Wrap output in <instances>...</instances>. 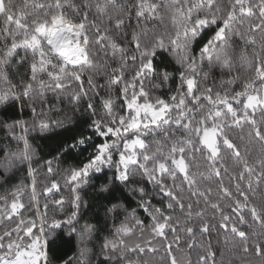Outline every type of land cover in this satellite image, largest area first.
I'll return each mask as SVG.
<instances>
[{
	"label": "snow or ice",
	"instance_id": "1",
	"mask_svg": "<svg viewBox=\"0 0 264 264\" xmlns=\"http://www.w3.org/2000/svg\"><path fill=\"white\" fill-rule=\"evenodd\" d=\"M0 132V264H264V0H0Z\"/></svg>",
	"mask_w": 264,
	"mask_h": 264
},
{
	"label": "trees",
	"instance_id": "2",
	"mask_svg": "<svg viewBox=\"0 0 264 264\" xmlns=\"http://www.w3.org/2000/svg\"><path fill=\"white\" fill-rule=\"evenodd\" d=\"M173 87H174V85H173ZM25 118H28V116H26ZM3 135L4 134L2 132H0V141L3 140ZM57 179H59V177H57ZM44 183H45V181L43 179V174H41L39 188H42ZM61 185H62V181H61ZM62 195L66 196L67 193L63 190L58 192V193H54V197L57 199ZM83 195H84L85 199L87 200V202L91 206L90 211L87 213L88 218L91 219L93 222H98L99 227L101 229H103V231L100 232V238L102 239L103 236H105L107 234V232L110 230L109 228L105 227V224H104V219H103L104 213L102 211V205L104 202L102 200H97L95 198L94 192L91 189H89ZM42 203H43V201H42ZM73 245H74V241L72 242V244H69V243H66L63 241H58L57 242L58 254L62 255L64 252H68V254L71 255V251H69V249L72 248Z\"/></svg>",
	"mask_w": 264,
	"mask_h": 264
}]
</instances>
